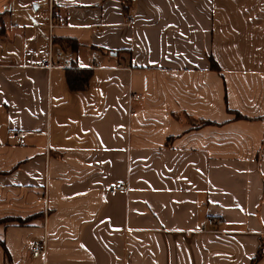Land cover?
<instances>
[{"label": "crops", "instance_id": "1", "mask_svg": "<svg viewBox=\"0 0 264 264\" xmlns=\"http://www.w3.org/2000/svg\"><path fill=\"white\" fill-rule=\"evenodd\" d=\"M257 254L264 0H0V264Z\"/></svg>", "mask_w": 264, "mask_h": 264}, {"label": "built area", "instance_id": "2", "mask_svg": "<svg viewBox=\"0 0 264 264\" xmlns=\"http://www.w3.org/2000/svg\"><path fill=\"white\" fill-rule=\"evenodd\" d=\"M62 60V57L58 54H53L51 51L48 54V58L46 61L41 62L40 66L45 69H52L54 67H61V68H69L68 63L60 64V61ZM22 133H17L18 137H21ZM127 190V187L124 185H114L109 188L110 192L115 191H124ZM223 221L219 218H208L206 220V223L203 225L202 229L205 230L206 227H218L221 226ZM45 249L43 246V243L41 242H34L31 247V256L32 257H39L41 255H44Z\"/></svg>", "mask_w": 264, "mask_h": 264}, {"label": "trees", "instance_id": "3", "mask_svg": "<svg viewBox=\"0 0 264 264\" xmlns=\"http://www.w3.org/2000/svg\"><path fill=\"white\" fill-rule=\"evenodd\" d=\"M90 71L85 69H75L74 66L67 69V83L69 87L73 90H84L87 86ZM260 255L253 259L252 264H256Z\"/></svg>", "mask_w": 264, "mask_h": 264}]
</instances>
